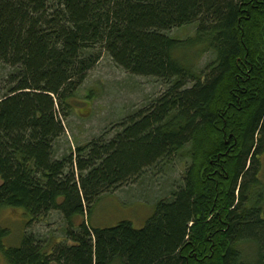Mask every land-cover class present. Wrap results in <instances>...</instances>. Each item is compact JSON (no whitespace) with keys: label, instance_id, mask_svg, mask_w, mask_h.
I'll use <instances>...</instances> for the list:
<instances>
[{"label":"trees","instance_id":"obj_1","mask_svg":"<svg viewBox=\"0 0 264 264\" xmlns=\"http://www.w3.org/2000/svg\"><path fill=\"white\" fill-rule=\"evenodd\" d=\"M190 26L192 38L171 35ZM197 49L214 55L201 70L186 56ZM104 53L167 91L58 159L71 100ZM0 64V209L66 224L64 241L14 247L0 230L8 264H264V0H0ZM182 154L181 188L142 229L93 228L101 196Z\"/></svg>","mask_w":264,"mask_h":264},{"label":"rangeland","instance_id":"obj_2","mask_svg":"<svg viewBox=\"0 0 264 264\" xmlns=\"http://www.w3.org/2000/svg\"><path fill=\"white\" fill-rule=\"evenodd\" d=\"M194 33L195 27L190 26L175 30L171 35L185 41L192 38ZM182 52L185 51H180V54ZM188 53L186 56L189 60L191 56H198L194 61L198 70L214 61L213 54L198 49ZM10 71L0 64V93L6 87ZM166 91L162 82L154 78L133 76L116 66L104 53L71 100V115L64 122L66 134L55 147L56 158L61 159L71 150L75 152L77 147L88 145L93 140L114 136L121 130L126 119L147 109ZM182 155L176 158L171 168L161 167L160 172L156 169L148 170L141 175L138 183L128 184L101 196L92 210L93 228L108 229L122 222H131L136 229H142L154 215L156 202L168 199L171 191L181 188L183 174L189 163V158ZM262 168L264 191V158ZM0 230H6L8 235L4 243L12 247L20 245L26 234L49 242L64 241L66 236V224L62 216L55 212L31 221L30 216L21 209L3 208L0 209ZM0 264H8L1 251Z\"/></svg>","mask_w":264,"mask_h":264}]
</instances>
